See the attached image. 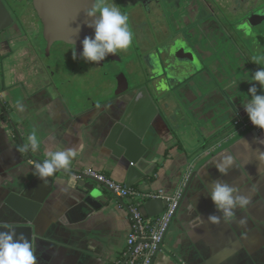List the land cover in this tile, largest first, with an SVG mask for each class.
Here are the masks:
<instances>
[{"label": "crops", "instance_id": "1", "mask_svg": "<svg viewBox=\"0 0 264 264\" xmlns=\"http://www.w3.org/2000/svg\"><path fill=\"white\" fill-rule=\"evenodd\" d=\"M13 32L9 29L0 35V203L10 193L19 194L30 185L36 177L28 161L42 162L49 148L77 147L72 173L97 170L125 185L126 170L117 167L112 144L107 140L128 101L106 100L85 105L80 112L69 109L47 73L35 67L41 57L38 43L23 42L29 45L30 68L20 66V54H9L14 48ZM34 75L37 79L30 80ZM248 79L207 85L187 82L176 87L172 101L163 100L150 88L167 124L160 127L149 159L153 165L145 174L144 184L134 188L142 193L163 191L166 197L181 193L175 219L153 264H264V177L257 173L255 158L252 164L234 168L226 177L214 164L222 153L243 154L242 162L247 164L252 154L244 149L242 139L251 143L253 150L264 145L256 144V137L248 134L208 158L245 131L235 123L250 118H240L234 108L249 99L251 87L260 88L249 84ZM17 102L23 103L24 112L15 107ZM49 104L54 105L55 118L44 110ZM33 130L41 140V149L35 154H21L18 149ZM259 135L264 138V132ZM50 136L55 137L54 144ZM67 179L63 173L50 178L54 189L35 219L37 264H118L128 251L127 239L133 226L130 208L105 190L111 196L109 205L94 209L79 192L67 187ZM214 180L227 181L242 194L252 195V204L237 210L235 221L225 223L221 216L219 226L208 222L209 216L221 215L209 195ZM41 188L39 183L36 192ZM4 211L11 214L7 207ZM2 219L6 220L5 216H0ZM240 220L247 221L246 227H240Z\"/></svg>", "mask_w": 264, "mask_h": 264}, {"label": "flooded vegetation", "instance_id": "2", "mask_svg": "<svg viewBox=\"0 0 264 264\" xmlns=\"http://www.w3.org/2000/svg\"><path fill=\"white\" fill-rule=\"evenodd\" d=\"M1 1L14 20V48L9 54L21 55V67L30 68L32 64L27 44L32 41L46 54L47 40L53 41L47 57L58 45L66 46L72 53L76 51L77 59L69 68L65 60L59 59L55 63L58 72H48L47 78L56 91L64 86L74 92L82 88L83 94L89 92L103 98L107 95L112 96L108 100H113L115 93L127 86L129 93L133 91L134 78L145 80L146 76L148 82L141 85L146 87L167 79L172 69L183 66L202 69L207 84L232 83L260 70L259 65L252 63V57L264 56V0H114L130 18L133 44L127 52L109 56L99 65L82 59L84 39L95 38L85 13L94 0ZM65 38L67 42L62 40ZM134 53L141 60H134ZM107 63L123 67L112 78L99 83L97 74ZM35 67L45 72L52 69L41 61ZM86 100L94 104L90 96Z\"/></svg>", "mask_w": 264, "mask_h": 264}, {"label": "clouds", "instance_id": "3", "mask_svg": "<svg viewBox=\"0 0 264 264\" xmlns=\"http://www.w3.org/2000/svg\"><path fill=\"white\" fill-rule=\"evenodd\" d=\"M85 13L88 20L91 21L87 26L94 29L95 38L89 36L83 41L82 59L84 61L99 65L109 56H118L132 47L134 32L129 24L130 18L121 11V7L114 0L112 3H109V0H94L91 7L85 10ZM73 59H77L76 51H73ZM252 63L259 65L260 70L256 71L254 75L249 74L247 81L251 85L258 84L260 88L255 86L250 88L251 99L244 102V108L253 126L264 132V95L258 94L261 89H264V56H253ZM15 107L21 113L25 111L22 102H17ZM44 110L50 112L53 118L57 115L53 104L44 106ZM49 141L54 144L55 137L50 136ZM254 142L264 145V138L256 137ZM240 143L247 152L252 154L248 158L247 164L242 162L241 157L243 154L238 156L231 153H222L221 157L214 162L215 168L221 176L226 177L234 168L252 164V157L254 156L257 173L264 177V148L253 150L252 144L243 139ZM40 149L41 140L37 132L33 130L18 151L21 154H35ZM45 156L46 158L42 162L28 161L33 169L32 175L41 180L44 186L47 187L50 178L55 177L57 173H63L68 177L67 187L74 189L79 178L72 174L71 166L78 156V148H49ZM63 191L67 192V188H64ZM209 195L221 215L209 216L208 222L217 226L222 222L221 216L223 222L231 223L236 220L237 210H245L252 204L251 193L248 195L242 194L239 188L234 187L232 183L227 181L214 180L210 186ZM189 209L195 210L192 205H189ZM239 224L241 228H244L247 221L240 220ZM34 239L29 241L23 234L17 237L14 225L0 224V264H37Z\"/></svg>", "mask_w": 264, "mask_h": 264}, {"label": "water", "instance_id": "4", "mask_svg": "<svg viewBox=\"0 0 264 264\" xmlns=\"http://www.w3.org/2000/svg\"><path fill=\"white\" fill-rule=\"evenodd\" d=\"M13 25L14 20L10 12L0 0V35L11 29ZM62 40L65 42L68 41L67 38ZM47 41L48 48L46 55L49 56L51 42L53 41ZM201 73L202 69H193L186 66L172 69L169 74H167V79L154 81L152 84L153 93L160 95L165 101H172L177 95L176 87L178 88L184 83L196 82L199 83L197 85H207V81L202 77ZM129 90L130 88L127 86L125 89L115 93V99L125 98L128 102L125 104V108L124 106L122 107L124 108L122 117L112 128L107 140V142L112 144V154L117 160V167L120 170H126L125 186L127 188L134 187L138 184H144L146 180L145 174L153 165L149 159L156 144V139L160 134V127L163 124H167L166 118L161 112L149 88L140 85L135 87L130 93ZM258 94L264 95V89H261ZM249 99H251V97H249ZM166 106H168V104ZM234 109V112L239 114L240 118H248L244 103L241 104V107H237L236 105ZM242 114L246 115L243 117ZM6 118L12 122L9 114H6ZM231 129L232 128H229L219 133L214 139H218ZM15 131L18 133L16 127ZM248 134L259 137L260 130L256 127H251L239 133L209 155L208 158L229 149ZM37 161L41 162L39 160ZM39 183L42 184V188L40 192L37 193L36 188ZM53 189V182L50 179L48 186L45 187L43 182L36 177L21 193H10L3 202L0 203V216H5L6 218V220H0V224L14 225L17 237L23 234L29 241H32L33 238H35L33 228L35 219ZM74 189L84 197L85 203L98 210L107 207L111 201V196L105 194V190L116 197L120 203L127 208H130L133 203L132 199L119 198L105 184L86 176H82L78 179ZM166 206V199L151 200L141 207L140 212L144 219H153L161 215ZM4 207L9 208L11 214H6ZM12 215L18 216L15 220L19 221H15ZM162 248L163 244H161L158 253ZM155 257L152 264L155 261Z\"/></svg>", "mask_w": 264, "mask_h": 264}, {"label": "built area", "instance_id": "5", "mask_svg": "<svg viewBox=\"0 0 264 264\" xmlns=\"http://www.w3.org/2000/svg\"><path fill=\"white\" fill-rule=\"evenodd\" d=\"M235 124L243 130L254 127L251 120L238 121ZM75 176L79 179L82 176L94 178L105 184L117 197L132 199L133 203L130 207V213L133 226L127 239L128 251L118 264H152L175 219L181 193L172 197H166L163 191L142 193L134 187L127 188L97 170H84L77 172ZM156 199L167 200L164 212L156 218L144 219L140 212L141 207L146 202Z\"/></svg>", "mask_w": 264, "mask_h": 264}, {"label": "rangeland", "instance_id": "6", "mask_svg": "<svg viewBox=\"0 0 264 264\" xmlns=\"http://www.w3.org/2000/svg\"><path fill=\"white\" fill-rule=\"evenodd\" d=\"M145 44H147L146 41H145ZM65 47H63L62 45L56 46L53 49L50 57L46 56V52H45L46 50H44V53H41L40 61L43 63V65L47 66L48 68L52 67L51 70L46 71V73L48 75L51 71L53 73L58 72V69H57V66L55 63L59 59H63L66 61L65 63L67 65V68H69L70 63H73V60H74L73 59V53L71 50H69ZM134 54H135L134 60H135V58L141 60V56L139 54H137V53H134ZM1 62H2V60L0 58V64H1ZM142 65H143L144 70H146L147 68H146L145 64L142 63ZM122 67H123L122 64L107 63V65L103 69H100L99 75L97 74L98 82L101 83V80L107 81L109 78H112V76L115 75L117 73V71L121 70ZM56 74H58V73H56ZM105 76H107V77H105ZM144 77L146 78L145 80H144V78H143V80L141 78L139 80H138V78L137 79L134 78L135 80H134V84L132 85V88H135V87H138L142 84L147 83L148 78L146 76H144ZM77 86L80 87V85H77ZM146 87L150 89L152 87V84H149ZM75 91H77V92L71 91V87H69V86L68 87L67 86L58 87V89H57L58 94L64 96L63 100L66 103L67 107L69 109L75 111V112H80L84 108L85 105L91 104L90 102H88L86 100L87 97H89V96L92 98L91 102H93V103L104 102V101L112 98V96H107V95L104 96L105 98H103V97H100V95H96L94 93L90 94L89 92H86L85 94H83L82 88H79Z\"/></svg>", "mask_w": 264, "mask_h": 264}]
</instances>
